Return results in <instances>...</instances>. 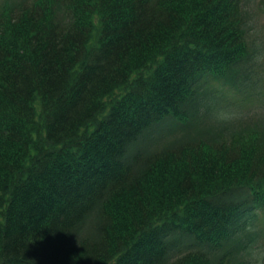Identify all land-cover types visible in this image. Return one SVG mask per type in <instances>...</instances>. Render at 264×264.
<instances>
[{
    "label": "trees",
    "instance_id": "16d2710c",
    "mask_svg": "<svg viewBox=\"0 0 264 264\" xmlns=\"http://www.w3.org/2000/svg\"><path fill=\"white\" fill-rule=\"evenodd\" d=\"M258 12L0 0V264H259Z\"/></svg>",
    "mask_w": 264,
    "mask_h": 264
},
{
    "label": "rangeland",
    "instance_id": "374dc122",
    "mask_svg": "<svg viewBox=\"0 0 264 264\" xmlns=\"http://www.w3.org/2000/svg\"><path fill=\"white\" fill-rule=\"evenodd\" d=\"M254 1H255L256 5H258L259 3H261L262 0H254ZM253 6H255V5H253ZM256 22H257V25L259 27H261V29L263 30V34H264V13L263 12H258ZM263 61H264V59H263ZM262 95L264 97L263 93H262ZM245 104H246V107H248L250 109L248 111V115L255 114V113L260 111V109H257L256 107L253 106V103L249 104L246 102ZM259 254L262 257L264 254V250H263L262 254H261V250H260ZM261 257H260V259H261ZM260 259H259V264H260Z\"/></svg>",
    "mask_w": 264,
    "mask_h": 264
}]
</instances>
